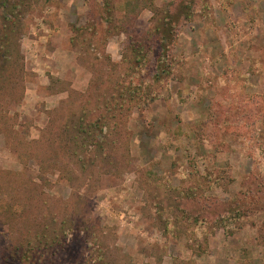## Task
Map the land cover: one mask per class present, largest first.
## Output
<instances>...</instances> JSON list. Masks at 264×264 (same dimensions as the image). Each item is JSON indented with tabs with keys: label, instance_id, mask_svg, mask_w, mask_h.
Returning a JSON list of instances; mask_svg holds the SVG:
<instances>
[{
	"label": "rangeland",
	"instance_id": "374dc122",
	"mask_svg": "<svg viewBox=\"0 0 264 264\" xmlns=\"http://www.w3.org/2000/svg\"><path fill=\"white\" fill-rule=\"evenodd\" d=\"M0 264H264V0H0Z\"/></svg>",
	"mask_w": 264,
	"mask_h": 264
},
{
	"label": "trees",
	"instance_id": "16d2710c",
	"mask_svg": "<svg viewBox=\"0 0 264 264\" xmlns=\"http://www.w3.org/2000/svg\"><path fill=\"white\" fill-rule=\"evenodd\" d=\"M106 8H109V5H106L105 6ZM108 11V10H107ZM263 186V185H262ZM220 221V220H219ZM219 221H216V222H219ZM226 222V221H225ZM225 222H222V225L226 228V225H224V224H226ZM227 230V229H226Z\"/></svg>",
	"mask_w": 264,
	"mask_h": 264
}]
</instances>
